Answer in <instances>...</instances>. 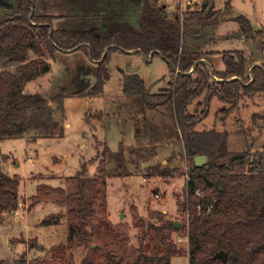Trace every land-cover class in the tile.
I'll return each instance as SVG.
<instances>
[{
	"label": "trees",
	"instance_id": "trees-1",
	"mask_svg": "<svg viewBox=\"0 0 264 264\" xmlns=\"http://www.w3.org/2000/svg\"><path fill=\"white\" fill-rule=\"evenodd\" d=\"M214 2L208 0L201 10L185 13L180 19L169 16L159 0H147L142 31L56 28L57 17L50 13L56 5L48 0H15V11L0 22V142L28 136L34 142L64 136L51 103L63 112L65 93L46 99L26 92L30 82L49 72L48 56H54L57 50H84L97 64L93 97L101 95L111 79L109 66L115 52L137 51L147 59L153 52L154 57L160 52L171 69L174 89L169 94H148L143 79L136 74L126 76L123 86L127 96H141L152 106L168 102L174 106L184 153L191 162V179L180 202L184 226L178 228L176 221L153 211L148 222H139L138 246L130 245L125 225H114L108 220L105 203L107 177L132 174L126 166L125 149L116 153L109 150L102 156L97 176H89L84 164L65 187L45 188L52 194H38L32 202L31 206H35L52 201L67 209L68 242L55 248L64 252L69 246L71 252L65 264H74L76 249L85 252L81 264H172L174 258L186 255L189 264H264V146L259 151L227 152L221 149L224 133L215 129L196 131L214 97L230 104L228 111L234 110L245 96L252 98L257 94L264 99V65H254L250 71L244 51L189 50L187 37H195L201 28L216 27L232 13V0L223 9H216ZM235 20L249 38H254L252 24L246 17ZM216 54L222 56L223 71L213 66L212 56ZM196 63L193 75L184 74ZM204 94L206 106L201 116L191 114L190 106ZM260 117L264 119V112ZM139 134L137 127L136 135ZM202 155L208 157V168L195 165V157ZM158 168H163L162 164ZM164 170L161 176H168L170 170ZM17 187V179L0 171V220L19 210ZM100 208L103 212L99 216ZM63 216L55 217L62 220ZM182 231L188 233L186 247L174 238ZM222 251L228 255L227 260L217 257ZM39 263L38 259L34 262ZM15 264L27 261L23 257Z\"/></svg>",
	"mask_w": 264,
	"mask_h": 264
},
{
	"label": "rangeland",
	"instance_id": "rangeland-1",
	"mask_svg": "<svg viewBox=\"0 0 264 264\" xmlns=\"http://www.w3.org/2000/svg\"><path fill=\"white\" fill-rule=\"evenodd\" d=\"M48 1L56 5L51 14L65 15L61 20H55V27L77 31L93 30V23L97 21L81 10L82 4H90L91 13H117L118 18L123 19L127 13L129 15L130 7L144 12L147 3V0ZM180 1L159 0V4L169 6L168 9L165 7L172 18L181 19L185 13L197 9V2L193 0ZM207 1L201 0V5ZM227 1L215 0L216 9H223ZM189 4L191 9H188ZM232 5L233 11L227 22H233L227 29L240 30L235 19L245 16L252 24L254 38H250L253 41L241 30V35L249 39L248 43L237 38L221 40L215 48L223 52L245 50L247 66L264 65V32H258L264 31V0H232ZM14 11L13 0H0V22ZM206 30L209 32L211 29L201 28L195 36L200 35L202 41L197 42L199 44L187 37V45L193 46V50H200V53H208L211 47L203 42L209 36ZM48 61L51 65L49 72L30 82L26 92L46 99L65 93L63 112L51 103L64 136L36 142L31 136L0 142V171L17 179L16 191L20 200L19 210L0 220V264H15L23 257L27 264H34L37 259L39 264L66 263L65 259L71 252L69 246L64 252L55 248L68 242L67 209L52 201H43L35 206H31L32 202L38 194L43 197L52 194V190L46 191L45 188L65 187L84 164L89 176H97L98 167L103 164L102 156L109 150L116 153L121 148L125 149L128 156L126 166L132 175L107 177L106 216L114 225H125L131 246H138L139 222H148L153 211L165 214L163 210L167 209V219L184 223L185 214L180 209V202L187 188L185 166L191 168V162L184 153L181 132L172 107L140 102L134 95L127 96L123 86L126 76L136 74L143 79L148 92L150 87L153 88L151 95L171 93L174 82L167 61L160 55L146 60L139 53L115 52L109 66L111 80L105 83L104 91L98 97L91 96L96 80L93 82L88 76L91 73L96 76L97 64L84 50H57L54 56H48ZM213 62L216 69H224L221 55H217ZM205 99L206 94L190 106L189 112L201 116L206 106ZM211 101L209 111L202 116L196 131L215 129L224 133L226 138L221 149L227 152L259 151L263 148L264 119L260 115L264 112V99L261 96L243 97L230 112L221 110L230 109V104L217 97ZM137 127L140 129L139 135H136ZM159 164L163 168L150 170ZM164 167L173 175L161 176ZM167 184L169 186L165 187ZM101 212L102 208L98 210L99 216ZM58 214L64 215L62 220L55 217ZM47 221L52 224L46 225L44 222ZM184 234V231L174 234L177 243L178 237H184ZM180 244L187 246L186 242ZM73 252L74 264H81L85 252L82 249ZM172 264H189V255L174 258Z\"/></svg>",
	"mask_w": 264,
	"mask_h": 264
},
{
	"label": "crops",
	"instance_id": "crops-1",
	"mask_svg": "<svg viewBox=\"0 0 264 264\" xmlns=\"http://www.w3.org/2000/svg\"><path fill=\"white\" fill-rule=\"evenodd\" d=\"M83 1V0H82ZM181 1H183V0H181ZM180 1V2H181ZM179 2V3H180ZM193 2H197V4H196V6H197V9L196 10H193L192 12H195V11H199V10H201L202 9V7L204 6V4L206 3V2H204L202 5H201V0H193ZM184 5L186 4V3H183ZM183 5V6H184ZM187 5V4H186ZM185 5V6H186ZM82 6V8H81V10H83V11H85L87 14H89V16H91V17H95L96 19H95V21H96V23H93V25L95 26V28L93 29V30H100V31H102V32H110V31H113V29H116V28H125V29H133V30H142V28H141V20H142V13H143V11H141V12H139L136 8H131L130 7V9H129V15H128V13L124 16V18L122 19H120V18H118V16H117V13H113L112 15H110V14H103V12H100V13H91L90 12V10L91 9H89V8H91L90 7V4H87V6L86 5H81ZM166 7H167V9L169 8V6L166 4L165 5ZM191 6H194V5H191ZM191 9V7H190V4H189V6H188V9ZM215 8H216V5H215ZM193 9V8H192ZM218 9V8H217ZM83 11H81V15H82V13H83ZM133 13V16L131 15ZM233 14H234V12H233ZM231 15H227V16H225V17H223L222 18V20H221V22L219 23V25H217L216 27H210V31L208 32L207 30L205 31L206 32V34L207 35H209L206 39H204L203 40V42L204 43H206L207 42V46H209V47H211V49H208L209 50V52L208 53H220V52H223V51H221V50H218V49H216L215 47H216V45L221 41V40H227V41H231V40H233V39H239V40H243V41H245L246 43H248V41H249V39H251L252 40V38H247L246 36H243V35H241L243 32L241 31L242 29H241V27H240V30H236V31H229L227 28H228V25L230 24V23H232L233 21H230V22H227V19H228V17H230ZM55 17H57L56 19H62V18H64L65 17V15L64 14H62V15H59V14H55ZM70 17H72V16H70ZM245 17V16H244ZM248 19V18H247ZM59 21V20H58ZM99 21V22H98ZM236 21V20H235ZM137 22H138V25H137V27H136V24H137ZM134 24V25H133ZM238 24V23H237ZM239 25V24H238ZM130 28H129V27ZM240 26V25H239ZM126 27H128V28H126ZM59 28V27H58ZM89 30V29H88ZM209 30V29H208ZM264 32V31H262V30H258V32ZM212 34V35H211ZM245 35V34H244ZM191 38V40L192 41H194L195 43H197V42H200V41H202L201 40V38H200V35L198 36V37H190ZM253 41V40H252ZM197 44H199V43H197ZM205 45V44H204ZM205 45V46H206ZM188 48H190L189 50H191L192 52H194V53H199L200 52V50L198 51V50H193L194 49V47L192 46L191 47V45L190 46H188ZM214 50H213V49ZM235 50H238V49H233V51H235ZM243 51H245V50H243ZM224 52H226V51H224ZM245 53H247V52H245ZM249 53V52H248ZM252 54V53H251ZM251 54H249V55H251ZM217 55H219V54H216V55H214V56H212L213 58H212V63H213V66L215 67V69H216V66L214 65V62H213V59L214 58H216L217 57ZM247 57V56H246ZM248 62V60L246 59V64H248L247 63ZM255 65H259V64H255ZM224 66V65H223ZM253 66L254 65H251V66H248V68L250 69V71L252 70V68H253ZM224 69H225V66H224ZM224 69H221V68H219V69H216V70H218V71H223ZM89 75H95V73H91V74H89ZM88 75V76H89ZM111 80V79H110ZM109 80V81H110ZM108 81V82H109ZM144 85H145V83H144ZM146 88H147V85H146ZM152 90H153V88H149V92H148V94L149 93H151L152 92ZM167 94H169V93H167ZM157 95H164V94H162V93H157ZM137 98H138V100L140 101V102H144V99H143V97H141V96H136ZM141 99V100H140ZM167 106V105H170V107H172V113L174 112V106H173V104H172V102H168V103H166V104H160V106ZM157 106H159V105H157ZM223 112H224V110H226L227 112H230V111H228V109H221ZM220 110V111H221ZM151 169H153V170H155L156 169V167L155 166H152L151 168H150V170ZM170 176L171 175H173L172 173H170L169 174ZM146 179H144V181H145ZM170 184V183H169ZM169 184H167V185H164L165 187H167V186H169ZM172 184V183H171ZM162 191V190H161ZM174 192H175V190H174ZM174 197H175V195H174ZM157 198H160V197H157ZM163 212L165 213V215H166V218H167V214L169 213L168 211H167V209L166 210H163ZM169 220V219H168ZM176 222H178V221H176ZM173 262V261H172Z\"/></svg>",
	"mask_w": 264,
	"mask_h": 264
},
{
	"label": "water",
	"instance_id": "water-1",
	"mask_svg": "<svg viewBox=\"0 0 264 264\" xmlns=\"http://www.w3.org/2000/svg\"><path fill=\"white\" fill-rule=\"evenodd\" d=\"M13 2L15 3V0H13ZM15 7H16V3H15ZM113 47H114V46H113ZM128 53H130V54H131V53H137V51H131V52H128ZM157 54L163 57L162 53L157 52ZM143 56H144V55H143ZM154 56H155V52H153V53L149 56L148 59H149V60H152V59L154 58ZM144 58H145L146 60H148L146 56H144ZM163 58H164V57H163ZM201 61L204 62V63H206L207 65H209V63H208L207 61H205V60H201ZM197 65H198V63H196V64L193 66V69H192L190 72H185L184 74H186V75H193V74L196 72V70H197ZM252 70H253V68H252ZM252 70H251V71H252ZM177 73H178V72H177ZM89 77L92 79L93 82L96 80V76H95V75H89ZM212 77H213V79L215 80L214 75H212ZM194 161H195V165H196L197 167H202V165H205L206 168L209 167V166L207 165V161H208V157H207V155L196 156L195 159H194ZM183 226H184L183 223L176 222V227H178V228H182ZM217 257H218V258H221V259L223 258L224 260H227L228 255H227L224 251H222V252L218 253Z\"/></svg>",
	"mask_w": 264,
	"mask_h": 264
},
{
	"label": "built area",
	"instance_id": "built-area-1",
	"mask_svg": "<svg viewBox=\"0 0 264 264\" xmlns=\"http://www.w3.org/2000/svg\"><path fill=\"white\" fill-rule=\"evenodd\" d=\"M191 179V170L188 166H185V187L188 186V183ZM188 188V187H187ZM157 197H159V195H157ZM188 233L185 232L184 237H178V243H183L186 242V244L189 241V238L187 237Z\"/></svg>",
	"mask_w": 264,
	"mask_h": 264
}]
</instances>
